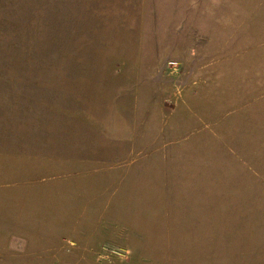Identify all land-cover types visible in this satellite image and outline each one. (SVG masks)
Instances as JSON below:
<instances>
[{"label": "rangeland", "instance_id": "obj_1", "mask_svg": "<svg viewBox=\"0 0 264 264\" xmlns=\"http://www.w3.org/2000/svg\"><path fill=\"white\" fill-rule=\"evenodd\" d=\"M189 4L148 0L146 17L132 19L133 29L138 20L144 31L117 33L120 19L85 17L93 12L85 2L0 0V182L18 179L28 165L37 172L47 169L44 160L13 163L1 155L13 150L55 158L73 147L85 160L94 159L85 161L86 171L113 169L116 177L122 165L132 171L127 191L100 197V205L111 202L114 209L73 211V218L87 222L81 245L95 247L91 258L68 259L72 251L63 252V243L47 241L60 227L14 225L21 211L12 206L13 194L2 191L0 264H205L219 260L216 254L226 248L245 255L264 245V98L257 99L264 95V50L235 49L253 44V19L228 39L234 49L202 48L190 57V51L172 48L190 37L180 28L189 19ZM234 55L240 58L199 70L219 56ZM155 61H164L159 76ZM117 63L124 64L120 75L114 74ZM219 116L224 117L205 127ZM137 157L143 158L136 163ZM12 165L18 167L13 175ZM186 201L196 208L195 241L174 242L169 250L156 236L140 242L138 230L164 208L187 219L173 209ZM37 234L47 240L23 241ZM88 235L95 240L89 243ZM52 245L61 249L59 258L45 255ZM205 249H214L208 259ZM28 252L37 253L35 262L19 260L17 255ZM167 252L175 260L167 263Z\"/></svg>", "mask_w": 264, "mask_h": 264}, {"label": "crops", "instance_id": "obj_2", "mask_svg": "<svg viewBox=\"0 0 264 264\" xmlns=\"http://www.w3.org/2000/svg\"><path fill=\"white\" fill-rule=\"evenodd\" d=\"M61 0H58V2ZM148 0H77V3H87L88 7L93 9L92 14L85 17L91 18H109V19H120L119 23L115 26L117 30H113L117 33L123 32H143L145 27L142 21L137 20V30L133 29L132 19H142L146 17L145 3ZM175 1V0H174ZM177 1V0H176ZM190 2L187 6L189 18L188 21L182 20L181 30L187 31L190 36L188 41L179 44L178 46H172V48H179L181 50L190 51L189 56L192 57L195 52L202 48L214 49L217 51H222L224 49H234L233 44L228 40L233 38L236 34H239V29L244 30L245 26L250 23L248 19H253L252 23V34H253V44L244 46H235L237 50L244 49H258L264 50V0H185V2ZM179 13H172V16H178ZM79 17L83 16L81 14ZM193 18V19H192ZM175 22L173 20V26ZM158 27V26H157ZM119 28H125V30H120ZM157 32L161 34V29L158 27ZM165 44L169 42L158 41L157 44ZM177 44V43H172ZM202 45L204 47H202ZM158 48H165L157 45ZM239 55L230 56H219L216 60L206 62L200 66L199 70H205L209 67L224 64L227 61L238 60ZM164 61H155L156 63V74L159 76V66ZM193 61H181L183 65H190ZM124 64L117 63L114 66V74H122L121 69ZM198 78H192L191 82H197ZM264 94V93H263ZM264 95L258 94L257 99L263 100ZM235 111L231 110L229 114H233ZM224 116L217 117L214 121L208 122L205 127H210L209 124H216L222 120ZM168 127L167 120L162 124L158 134L163 136ZM203 129L199 127L198 129ZM205 129V128H204ZM203 129V130H204ZM256 129V128H255ZM186 139V138H185ZM77 140V139H76ZM157 140V139H156ZM155 140V141H156ZM175 141H164L163 145H171ZM149 144H152L150 142ZM71 153L68 154L65 151L61 153V157H52L47 154H28L22 155L18 153L17 150L6 153H1L2 156L12 157L13 163L17 162L15 160L23 159L28 162L34 160H44L48 163L47 169L40 170L39 172L31 170L30 166H26L25 170L20 173L18 179L14 181L0 182V193L6 191L12 193V206L16 211H21L18 217H14L13 224L16 226H38V225H50V227H60L59 233L52 235L51 237L45 238L43 235H28L23 239L24 242H34V241H55L56 243H63V252H69L67 257L61 256V258H70L71 256L76 257H94L93 251L95 247L93 245H88L85 248L81 245L85 242L83 239L86 235L84 226L87 224L84 221L83 216L73 218V211H85L92 210L95 208L103 209H114L115 207L111 205H100V197L103 194H117L122 191L124 184L128 178L131 176V169L127 170L122 165L120 169L122 170V175L116 177L114 175V170L101 172V168H96L93 170L86 171L82 166L85 161H92L94 159L85 160L80 157L77 151L71 148ZM132 151H128L127 155L131 158L133 154ZM22 157V158H21ZM16 158V159H15ZM143 157L135 158V162L138 163ZM101 161V160H98ZM126 161V160H124ZM108 162V161H104ZM60 164V170L55 172L54 167L56 164ZM132 164V163H130ZM12 165V175L18 169L17 166ZM101 166V163H100ZM14 168V169H13ZM252 176L257 179L259 171L256 165H252ZM16 169V170H15ZM1 176V174H0ZM99 177L98 180H96ZM126 178V179H125ZM89 179V180H86ZM125 179V180H123ZM127 187L124 188L125 192ZM60 196L59 200L57 197ZM55 198V199H54ZM191 201H186L183 203L176 204L177 206L173 209L184 211V215L187 219L179 220V213L173 212L165 213L166 208H164L163 214L160 212L154 218L156 220H151L147 227H143L138 230L139 240L146 239L148 236H156L160 241L164 242V249H168L170 245L177 241H187L189 243L195 241V234L197 229V220L193 217V212L196 208L189 207ZM183 207V208H181ZM149 209V208H147ZM168 209V208H167ZM36 211L39 212V216H36ZM63 211L62 215L59 216L57 213ZM66 211V213H65ZM72 218V219H70ZM228 218V213L225 215V219ZM100 224V223H99ZM67 226H69L67 228ZM100 226V225H99ZM183 236V237H181ZM89 237V243L95 240L93 236L92 239ZM91 241V242H90ZM57 245H52L44 252L45 255L50 253L49 257L54 259L59 258L58 250L55 247ZM90 246V247H89ZM53 248V249H52ZM65 249V250H64ZM222 250V249H221ZM76 252V253H75ZM174 252V251H169ZM188 252L189 249H188ZM205 258L208 259L209 254H213L214 249L204 250ZM203 252V253H204ZM67 253V252H66ZM24 255H17L19 260L26 262H35L36 252L23 253ZM28 254V255H27ZM198 252L188 253L189 257L191 255H197ZM208 254V255H207ZM215 258L219 260L206 261L205 264H264V245L252 251L245 252V255L241 253L238 255V251L234 248H226L216 254ZM40 256V255H39ZM160 255H158L159 257ZM245 256L244 262L240 259ZM48 257V258H49ZM176 256L166 254L165 261L168 263L169 260H175ZM202 257V256H201ZM211 257V256H210ZM15 257H13L14 259ZM46 258V257H44ZM16 260V259H15ZM61 262V261H60ZM68 264L67 260L64 261Z\"/></svg>", "mask_w": 264, "mask_h": 264}, {"label": "built area", "instance_id": "obj_3", "mask_svg": "<svg viewBox=\"0 0 264 264\" xmlns=\"http://www.w3.org/2000/svg\"><path fill=\"white\" fill-rule=\"evenodd\" d=\"M171 63H172V64H174V63H175V61H171Z\"/></svg>", "mask_w": 264, "mask_h": 264}]
</instances>
